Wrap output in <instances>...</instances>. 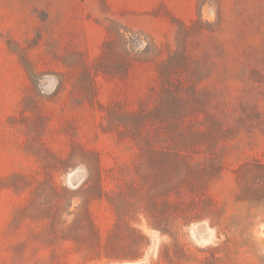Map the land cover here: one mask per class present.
<instances>
[{
  "label": "rangeland",
  "instance_id": "rangeland-1",
  "mask_svg": "<svg viewBox=\"0 0 264 264\" xmlns=\"http://www.w3.org/2000/svg\"><path fill=\"white\" fill-rule=\"evenodd\" d=\"M0 264H264V0H0Z\"/></svg>",
  "mask_w": 264,
  "mask_h": 264
}]
</instances>
